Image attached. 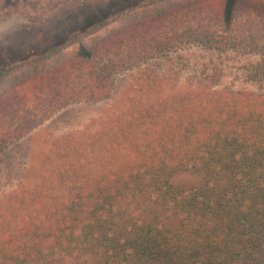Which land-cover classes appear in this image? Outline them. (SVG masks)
Listing matches in <instances>:
<instances>
[{
  "label": "trees",
  "instance_id": "1",
  "mask_svg": "<svg viewBox=\"0 0 264 264\" xmlns=\"http://www.w3.org/2000/svg\"><path fill=\"white\" fill-rule=\"evenodd\" d=\"M147 4L151 13L101 41L81 36L119 13L73 32L69 52L66 43L26 69L0 68V152L57 109L106 98L116 74L153 57L192 45L264 51V10L242 16L243 0ZM195 77L168 84L157 73L58 136L34 185L0 200V264H264V89ZM43 90L40 113L9 117ZM181 172L200 179L177 182Z\"/></svg>",
  "mask_w": 264,
  "mask_h": 264
},
{
  "label": "rangeland",
  "instance_id": "2",
  "mask_svg": "<svg viewBox=\"0 0 264 264\" xmlns=\"http://www.w3.org/2000/svg\"><path fill=\"white\" fill-rule=\"evenodd\" d=\"M147 1L0 0V68L6 67L7 64H20V68L26 69L33 66V58L38 53L66 43L67 48L63 51L69 52L78 45V42L69 41L73 32L86 30L95 20L119 13L120 15L99 33L95 31L81 36L83 39L90 38L95 43L101 41L103 37L129 27L142 15L151 13ZM191 1L182 0L185 3ZM243 1L242 16L245 15L247 6L248 11H252V16H261L264 0ZM132 6L135 7L134 10L130 9ZM146 8L150 9L139 12ZM123 17L127 19L124 20ZM184 17L187 19V16ZM164 72L167 73L168 84H185L197 80L195 76L204 73L212 75L218 87L263 90L264 51H219L192 45L164 57H153L116 74L113 88L106 98L73 101L68 106L57 109L41 124L29 129L0 152V200L7 198L10 192L34 185L45 165L46 152L58 136L76 132L94 118H101L116 110L131 94H136L139 85L148 80L157 83V73ZM44 91L45 94L39 91L26 104L15 103V111L10 112L9 117L20 120L40 113L47 99L46 90ZM199 179L196 174L182 172L176 176V181L184 184L194 183ZM68 259H64L60 264H74Z\"/></svg>",
  "mask_w": 264,
  "mask_h": 264
}]
</instances>
